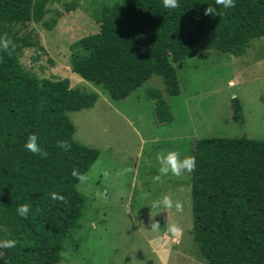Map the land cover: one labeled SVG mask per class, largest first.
Wrapping results in <instances>:
<instances>
[{
	"label": "trees",
	"instance_id": "1",
	"mask_svg": "<svg viewBox=\"0 0 264 264\" xmlns=\"http://www.w3.org/2000/svg\"><path fill=\"white\" fill-rule=\"evenodd\" d=\"M51 0H0V22H39ZM212 6L217 15H205ZM264 36V0H235L224 9L215 0H179L165 9L162 0L115 3L100 18L99 30L79 39L86 55L71 70L102 86L112 99H124L153 74L169 95L180 92L174 63L208 49L243 55ZM156 120L174 118L159 89L147 88ZM98 94L71 87L68 77L28 73L13 51L0 49V226L17 241L0 248V264H58L65 241L81 217L85 197L72 170L83 174L98 150L77 142L67 115L92 107ZM232 118L243 124L241 101L230 100ZM35 133L46 158L24 147ZM58 140L71 144L68 151ZM189 173L192 230L208 264H264V140L204 137ZM57 192L61 203L51 198ZM30 204L27 218L16 212ZM4 233H0L3 236Z\"/></svg>",
	"mask_w": 264,
	"mask_h": 264
},
{
	"label": "rangeland",
	"instance_id": "2",
	"mask_svg": "<svg viewBox=\"0 0 264 264\" xmlns=\"http://www.w3.org/2000/svg\"><path fill=\"white\" fill-rule=\"evenodd\" d=\"M115 3L129 0H51L39 22H0V37L12 41L8 51L16 53L28 73L68 77L71 87L98 94L92 107L67 112L74 139L96 148L98 157L85 173L86 182L76 185L84 205L58 264H208L192 230L189 173L155 182L156 154L177 150L193 156L197 140L204 137L264 140V36L239 57L208 49L174 63L177 95H169L161 77L153 74L115 100L71 70L73 61L86 55L79 39L97 32L100 18ZM147 88L161 91L174 116L171 122L156 120ZM233 96L241 101L243 124L232 118ZM126 168L132 171L118 174ZM164 194L179 199L184 211L151 208ZM150 212L156 213L159 231L151 230ZM169 222L181 226L179 237L170 236Z\"/></svg>",
	"mask_w": 264,
	"mask_h": 264
},
{
	"label": "clouds",
	"instance_id": "3",
	"mask_svg": "<svg viewBox=\"0 0 264 264\" xmlns=\"http://www.w3.org/2000/svg\"><path fill=\"white\" fill-rule=\"evenodd\" d=\"M162 3L165 9H176L179 7V0H162ZM215 4L222 6L224 9H229L235 7V0H215ZM204 14L216 16L217 9L212 6H207V8L204 9ZM10 46L14 47L12 41L8 39L6 35L4 37H0V49L7 51ZM57 145L64 151H68L71 148V144L67 140H58ZM24 147L27 151L34 155H38L42 158H46L48 156V152L42 149L38 141V136L35 133L29 134L25 141ZM156 160L159 165L157 170L158 174L153 176L152 179L155 182L160 183H162L163 178L168 175L179 178L184 176L186 173H193L197 167L196 158L194 156H182V154L177 150H162L156 154ZM130 171H132V169L126 168L121 170L118 174L124 175ZM71 175L80 183H84L88 179L85 174L81 173L79 169L75 168L72 170ZM104 176L108 177L109 172L104 171ZM51 198L53 200H58L61 203L66 202V198L57 192H52ZM150 207L161 209V211H167L168 209L172 208H174L178 213H182L184 211L183 203L179 199L173 200V198L167 194H164L159 199L155 200ZM30 211L31 205L27 203L20 204L16 209L17 214L23 218H27ZM155 214L150 212L151 230L159 231L160 223L154 220ZM167 231L171 237L177 238L182 234L183 230L178 223L169 222ZM0 233H4L3 236H0V248L10 249L16 247L17 241L10 238L11 234L8 233L6 228L0 226Z\"/></svg>",
	"mask_w": 264,
	"mask_h": 264
}]
</instances>
